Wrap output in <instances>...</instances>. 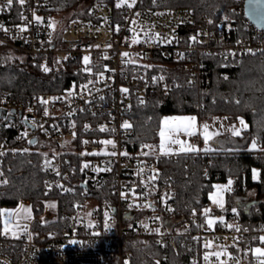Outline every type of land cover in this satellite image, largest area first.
I'll return each mask as SVG.
<instances>
[{
	"label": "built area",
	"instance_id": "2783aa9c",
	"mask_svg": "<svg viewBox=\"0 0 264 264\" xmlns=\"http://www.w3.org/2000/svg\"><path fill=\"white\" fill-rule=\"evenodd\" d=\"M244 4L241 0L238 7L240 35L237 25L201 21L193 8L165 9L149 0H83L80 15L64 24L62 13L52 12L51 0H25L23 6L13 0L11 7L0 0V43L31 64L53 56L70 71L61 90L18 98L7 108L6 125L15 138L5 137L0 145V187L9 180L8 155L32 150L43 155L49 192L74 196L61 202L50 195L39 212L26 197L0 205V264H132L135 239L190 246V261L182 264H246L242 251L261 264L264 256L254 250H264V222L257 232L251 220L239 216L211 226L196 214L185 221L174 186L161 177L157 156L162 152L135 139L132 119L136 105L177 87L170 72L174 64H184L194 84L203 75L210 79L206 57L228 65L264 56V27L248 19ZM64 26L73 37L64 36ZM125 122L131 126L122 127ZM204 173L213 175L207 167ZM10 240L22 245L10 248Z\"/></svg>",
	"mask_w": 264,
	"mask_h": 264
},
{
	"label": "trees",
	"instance_id": "16d2710c",
	"mask_svg": "<svg viewBox=\"0 0 264 264\" xmlns=\"http://www.w3.org/2000/svg\"><path fill=\"white\" fill-rule=\"evenodd\" d=\"M82 1L51 0L52 12L62 13L64 20L65 14L72 11L68 21L80 15L78 9ZM149 1L165 9L193 8L201 21L209 19L214 25H237V34H243V17L238 13L241 0ZM57 34L62 43L61 31ZM43 58L40 57L39 63L31 64L20 52L0 43V145L5 137L15 138L14 131L3 124L7 117L1 109H7L15 99L61 90L68 83V68L55 62L53 56L44 61ZM207 60L211 62L209 81L203 75L194 84L190 82V74L184 64L171 66L170 72L178 80V85L168 93L157 92L148 101L136 105L132 113L135 139L153 143L159 149L162 120L166 115L196 114L200 121H211L216 115H225L231 122L244 117L249 128L241 135L217 136L212 140L214 149L177 152L172 157L159 152L157 157L161 177L174 186L179 213L185 221H189L193 214L201 220L207 218L212 211L205 215V210L215 184L231 179L232 186L226 193L228 206L219 211L224 212L227 218L239 216L243 222L251 220V228L258 232V225L264 222V56L250 55L234 59L228 65H223L218 57H206ZM45 67L49 70L44 71ZM253 141L259 147H251ZM42 157L41 153L32 150L8 155L9 180L0 187V205L14 204L21 197H26L34 202L35 210L39 212L44 199L50 195L59 196L61 202L74 199V196L49 192L41 166ZM206 167L212 176L204 173ZM255 170H258V178L254 177ZM251 189L256 191V197L239 207ZM236 205L237 211H233ZM259 208L262 210L258 211ZM257 240L256 235L253 242ZM9 243L10 248L22 245L21 241L10 240ZM130 244L132 264H182L189 262L193 253L188 245L163 247L142 239L132 240ZM242 252L247 259L246 264H253V254Z\"/></svg>",
	"mask_w": 264,
	"mask_h": 264
},
{
	"label": "crops",
	"instance_id": "0c3cea01",
	"mask_svg": "<svg viewBox=\"0 0 264 264\" xmlns=\"http://www.w3.org/2000/svg\"><path fill=\"white\" fill-rule=\"evenodd\" d=\"M185 117H195V126L191 129L194 131L197 135H200L203 138V125L207 124L209 126V133H219L221 134H231V129L233 126H235L237 129L240 130V135L243 133V131L247 128H249V123L244 117H239L237 120L231 122L225 115H216L211 121H200L198 119V116L196 114H173V115H166L164 116L162 120V128L165 127L164 121L167 119L170 122V125H176L181 123V121L175 119V118H185ZM243 120L244 124L242 125L240 121ZM160 130V132H161ZM195 134V135H196ZM219 135H213L212 138L208 141L207 145L205 144V141H199L198 138H195L194 135H187L184 131L179 132H168L166 131V137H169L171 140H180L185 142L186 145H192L196 147L198 150H211L214 149V146L212 144V140L215 139ZM204 139V138H203ZM255 143V148L259 147V144L255 141L251 143V147ZM160 145H161V137H160ZM165 147L167 149H170L169 154L171 153H177L180 151V145L175 143H167L165 144ZM161 152L163 150L161 149Z\"/></svg>",
	"mask_w": 264,
	"mask_h": 264
},
{
	"label": "snow or ice",
	"instance_id": "6c2138e0",
	"mask_svg": "<svg viewBox=\"0 0 264 264\" xmlns=\"http://www.w3.org/2000/svg\"><path fill=\"white\" fill-rule=\"evenodd\" d=\"M17 2L23 6L24 3H25V0H17ZM13 4V0H7V6L8 7H11ZM119 6V5H117ZM131 6V5H129ZM36 20L39 21L40 20V17H36ZM209 23H211V21H209ZM51 26V25H50ZM22 31L23 30H26V29H21ZM192 40L195 41L196 40V37H192ZM137 41H133V43H136ZM124 56H128V53H123ZM89 62V58L88 57H84V63L85 64H88ZM49 69L47 67L44 68V71H48ZM162 79V78H161ZM122 92H125L127 93L128 92V89H122ZM43 103H47V101H43ZM47 115V112L45 113ZM179 121H181V123L179 124H176V125H170V122L169 120H165L164 121V125L165 127L162 128L161 132H160V137H161V145H160V148L163 150L164 154L165 155H168L169 152H170V149H167L165 147V144L166 142L167 143H175V144H179L180 145V151L181 152H195V151H198V149L192 145H186L185 142L183 141H180V140H171L169 137H166V131L168 132H179V131H184L187 135L191 136V135H195L196 133L194 131H192L191 129L195 126V121H196V118L195 117H185V118H175ZM240 123L243 125L244 124V121L241 120ZM131 125H129L127 122H125L122 127L124 128H128L130 127ZM87 127V126H86ZM209 129V126L207 124H204L203 125V138H204V141H205V144L207 145L208 141L212 138L213 135H219V133H209L208 131ZM104 129L102 128L101 131H103ZM231 132H232V135L234 136H237V135H240V130L237 129L235 126H233V128L231 129ZM29 143H33V141H29ZM86 143V142H85ZM103 143L105 144H112L113 142L112 141H104ZM253 148H255V143H253L252 145ZM113 155H115V153H112ZM124 155H126V153H124ZM89 165L88 164H85L83 167L84 168H87ZM59 174V173H57ZM5 183L7 181H4ZM229 186L231 185L232 181L230 180L229 182ZM214 202L220 204L221 207H223V204H222V201L220 200H214ZM26 211H30V209L26 210ZM233 211H235V209H233ZM207 212L208 210H205V215H207ZM4 213H0V215H2ZM10 215V213H9ZM213 223L212 220H209L208 221V224L209 226H211ZM107 226V225H106ZM229 227H231V225H229ZM5 233H7L9 231L8 229V225H7V221L5 222V229H4ZM237 231H239V229H237ZM95 235H98V233H94ZM262 240H264V237L261 238ZM255 254L258 255V256H264V250L260 249V248H256L254 250ZM217 256H219L220 254L217 253L215 254ZM205 259L207 260L208 259V256L205 255ZM261 264H264V260L261 261Z\"/></svg>",
	"mask_w": 264,
	"mask_h": 264
},
{
	"label": "rangeland",
	"instance_id": "374dc122",
	"mask_svg": "<svg viewBox=\"0 0 264 264\" xmlns=\"http://www.w3.org/2000/svg\"><path fill=\"white\" fill-rule=\"evenodd\" d=\"M71 15H72V11L71 12H67L65 14V19L63 20V24L65 23V21L69 17H71ZM58 18L59 17H57V19ZM56 26L59 27L58 24H57V22H56ZM64 36L65 37H68V38L73 37V34L68 29V26H64ZM159 151H161L160 145H159ZM254 177L255 178H258V170H255L254 171ZM230 180L231 179H229L228 181H220V182H217L215 184V186H214L213 191L210 193V203H209V205H208V207H207L206 210L212 211V212H209V215L207 217L208 221L209 220H212L213 223H215L218 219H224L226 217L225 216V213L222 212V211L225 208H227V206H228L226 193H227L228 190H230V188L232 186V183L229 186V183L228 182ZM254 197H256V191L254 189L249 190V194L247 195V198L243 200V202L241 203V206H239V207L245 206L244 204H246L248 202V200H250L251 198H254ZM214 200H220V201H222L223 207H221L220 204L214 202ZM233 209L236 210L237 209V205L235 207H233ZM219 210H222V211H219ZM217 247H219V245Z\"/></svg>",
	"mask_w": 264,
	"mask_h": 264
},
{
	"label": "water",
	"instance_id": "95a60500",
	"mask_svg": "<svg viewBox=\"0 0 264 264\" xmlns=\"http://www.w3.org/2000/svg\"><path fill=\"white\" fill-rule=\"evenodd\" d=\"M245 13L248 19L260 26L264 27V0H245ZM5 111L4 117L7 116V109H1V111ZM13 111L15 112L16 109L14 108ZM9 121V118L5 120L3 123L6 125ZM34 128V126H33ZM36 139L34 138L32 141H35Z\"/></svg>",
	"mask_w": 264,
	"mask_h": 264
}]
</instances>
